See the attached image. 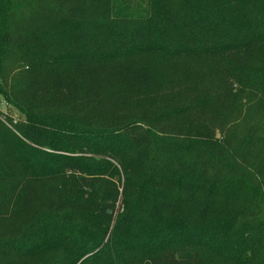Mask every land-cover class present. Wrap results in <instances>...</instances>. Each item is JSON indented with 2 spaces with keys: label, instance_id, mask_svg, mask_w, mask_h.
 <instances>
[{
  "label": "trees",
  "instance_id": "obj_1",
  "mask_svg": "<svg viewBox=\"0 0 264 264\" xmlns=\"http://www.w3.org/2000/svg\"><path fill=\"white\" fill-rule=\"evenodd\" d=\"M137 1L0 0V264H264V0Z\"/></svg>",
  "mask_w": 264,
  "mask_h": 264
},
{
  "label": "rangeland",
  "instance_id": "obj_2",
  "mask_svg": "<svg viewBox=\"0 0 264 264\" xmlns=\"http://www.w3.org/2000/svg\"><path fill=\"white\" fill-rule=\"evenodd\" d=\"M141 1V0H139ZM137 1L138 4H140V2ZM2 100L0 99V112H3L5 114H9L11 116H13L14 119L18 120L19 119V115L17 112H15L14 110H12L11 108H9L5 103H1Z\"/></svg>",
  "mask_w": 264,
  "mask_h": 264
},
{
  "label": "built area",
  "instance_id": "obj_3",
  "mask_svg": "<svg viewBox=\"0 0 264 264\" xmlns=\"http://www.w3.org/2000/svg\"><path fill=\"white\" fill-rule=\"evenodd\" d=\"M1 120H3V121H4V119H3V118H1Z\"/></svg>",
  "mask_w": 264,
  "mask_h": 264
},
{
  "label": "water",
  "instance_id": "obj_4",
  "mask_svg": "<svg viewBox=\"0 0 264 264\" xmlns=\"http://www.w3.org/2000/svg\"><path fill=\"white\" fill-rule=\"evenodd\" d=\"M218 138H220V135H218Z\"/></svg>",
  "mask_w": 264,
  "mask_h": 264
}]
</instances>
